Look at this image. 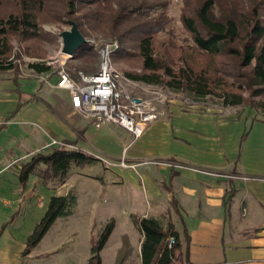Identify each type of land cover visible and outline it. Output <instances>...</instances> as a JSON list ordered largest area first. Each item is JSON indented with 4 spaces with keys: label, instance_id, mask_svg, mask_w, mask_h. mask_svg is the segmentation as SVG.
I'll return each mask as SVG.
<instances>
[{
    "label": "rangeland",
    "instance_id": "rangeland-1",
    "mask_svg": "<svg viewBox=\"0 0 264 264\" xmlns=\"http://www.w3.org/2000/svg\"><path fill=\"white\" fill-rule=\"evenodd\" d=\"M169 1L171 20L168 26L172 27L174 34L172 36L167 33L162 34L155 46L157 52H165V55L177 61L178 54H174L176 53L174 49L178 47L177 45H189L192 39L179 16L183 0ZM17 9L18 5L14 0H4L0 4L1 15H7ZM37 16L42 31L40 37L22 38L18 34H10L13 51L8 59H12L16 66L9 70H0V87L11 86L22 89L26 94L24 98L31 97V103L41 104L50 110L53 116H60V103L68 102L70 94L65 88L61 89L54 85L56 78L54 70L63 61L67 70L71 73L76 71L77 75L79 70L87 72L81 68V65L84 66L86 63L90 68L96 69L102 60L101 47L116 40L106 38L99 33L86 36L89 40L83 45L93 44L97 49L98 58L96 61L83 62L84 60L66 55L62 51V31L71 27L69 17L61 14L54 7H47ZM117 49L111 53V61L120 73V82L131 95L153 100L161 111V117L172 115L169 111L176 107L181 110L191 108L200 115L210 112L212 119L220 121L244 117L246 122L248 121L247 125L253 119L264 120L263 111L255 107L251 108L247 104L223 106L217 99L212 98H207L203 102H194L182 93L168 90L161 85L134 81L126 76V72L141 71L139 61L115 58L113 53ZM33 61H44L50 64L51 68L45 72L35 71L30 67ZM160 93L163 94L159 96ZM254 98L264 100V95ZM70 111L79 117L78 112L73 109ZM41 116L38 114L34 116L35 120L31 121V128L25 125L24 127L19 124L13 125L16 127V130L11 129V131L15 130L12 133L15 135L13 137L6 131L0 132V167L5 164L7 158L19 157L9 165V169L0 171V264H88L92 241L98 238L105 225L112 219L115 221V227L100 251L101 264H116L118 250L126 238L132 250L123 264H140L138 251H140L141 236L140 230L133 221L132 213L142 214L148 206L149 181L144 175L142 165L153 161L160 163L163 159L156 157L142 159L138 166L132 167L130 165L137 162L129 160L124 151L117 152L119 149L117 146L119 145L121 149L122 142L115 139L116 137L127 141L133 139V135L125 128L112 123L96 127L91 123L85 137L80 138L78 143L74 140V144H71L66 140L72 139L53 137L50 122ZM87 125L84 122V129ZM150 138L145 132L138 141L136 140L137 147L147 139L150 143ZM53 139L57 142L53 143ZM49 141H51L50 145L41 146ZM61 144L68 147L79 146L101 159L85 166L73 165L65 184H59L53 179L45 184L37 174L31 173L27 185L25 187L19 185L14 170H19L35 152ZM114 151L120 154L117 155L113 153ZM123 159L129 166H123ZM167 162L172 163L169 158ZM69 189L74 190L77 197L71 203L72 212L57 217L42 239L32 246L29 252H25L28 237L44 216L51 197L69 192ZM166 217V214L163 215V220Z\"/></svg>",
    "mask_w": 264,
    "mask_h": 264
},
{
    "label": "trees",
    "instance_id": "trees-1",
    "mask_svg": "<svg viewBox=\"0 0 264 264\" xmlns=\"http://www.w3.org/2000/svg\"><path fill=\"white\" fill-rule=\"evenodd\" d=\"M17 11L0 14V70L16 66L12 59L10 34L22 38H38L40 12L54 7L76 21L85 36L99 33L116 40L113 53L120 60H137L142 70L127 71L126 76L137 82L161 85L180 92L194 102L217 99L223 106L247 104L264 112V0H183L180 20L190 34L189 45H177V61L156 51L161 35H173L169 0H14ZM4 0H0V4ZM97 49L82 45L73 57L83 62L96 61ZM35 71L45 72L51 65L44 61L30 63ZM87 72H96L88 63L81 65ZM78 70V69H77ZM71 73V72H70ZM73 73V72H72ZM78 77L75 71L73 75ZM23 101L19 103V106ZM17 110V109H16ZM16 112V111H14ZM12 112L9 116L14 114ZM2 126V125H1ZM74 144V140H66ZM64 141V142H66ZM18 173L25 187L31 173L46 184L68 181L73 165L85 166L101 158L79 146L55 145L31 155ZM74 190L53 195L48 208L28 237L25 252L37 244L57 217L68 215L75 201ZM228 196L225 198V203ZM133 221L143 233L140 244L141 264H192L182 250L179 233L170 222L164 225L159 217L132 213ZM115 227L110 220L98 238L92 241L88 264H101V250ZM172 239V240H171ZM132 246L126 238L118 250L116 264H123Z\"/></svg>",
    "mask_w": 264,
    "mask_h": 264
},
{
    "label": "crops",
    "instance_id": "crops-1",
    "mask_svg": "<svg viewBox=\"0 0 264 264\" xmlns=\"http://www.w3.org/2000/svg\"><path fill=\"white\" fill-rule=\"evenodd\" d=\"M25 95L17 87H0V132L13 137V125L31 128L38 114L50 122L55 138L78 143L85 137L92 122L71 113L70 99L60 103V116H53ZM169 112L172 117L148 123L143 134H149L150 143L147 139L137 147L140 137L132 142L115 138L122 142L117 152L124 151L137 166L142 159H163L142 165L149 181L148 206L142 214L159 217L164 225L172 222L192 264H264V120L253 119L247 125L244 117L220 121L210 112L200 115L191 108ZM7 159L0 171L19 157ZM14 171L18 177L20 168ZM138 254L141 264V250Z\"/></svg>",
    "mask_w": 264,
    "mask_h": 264
},
{
    "label": "built area",
    "instance_id": "built-area-1",
    "mask_svg": "<svg viewBox=\"0 0 264 264\" xmlns=\"http://www.w3.org/2000/svg\"><path fill=\"white\" fill-rule=\"evenodd\" d=\"M118 47L117 41L105 43L100 49L103 55L98 70H79L77 78L70 74L63 61L54 70V85L68 90L72 109L84 119L96 127L119 124L133 135L132 141H135L143 134L148 123L161 117V111L153 100L131 95L120 82V73L111 61V53ZM60 53L63 54L62 51ZM52 142L57 141L53 139ZM122 164L129 166L124 159Z\"/></svg>",
    "mask_w": 264,
    "mask_h": 264
},
{
    "label": "water",
    "instance_id": "water-1",
    "mask_svg": "<svg viewBox=\"0 0 264 264\" xmlns=\"http://www.w3.org/2000/svg\"><path fill=\"white\" fill-rule=\"evenodd\" d=\"M71 27L62 31V51L73 56L75 51L88 41V38L81 32L76 21H70Z\"/></svg>",
    "mask_w": 264,
    "mask_h": 264
}]
</instances>
